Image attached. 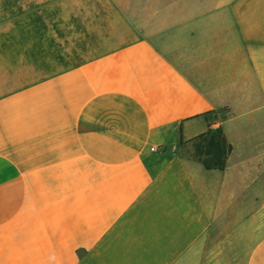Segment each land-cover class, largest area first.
Masks as SVG:
<instances>
[{
	"label": "crops",
	"instance_id": "1",
	"mask_svg": "<svg viewBox=\"0 0 264 264\" xmlns=\"http://www.w3.org/2000/svg\"><path fill=\"white\" fill-rule=\"evenodd\" d=\"M0 264H264V0H0Z\"/></svg>",
	"mask_w": 264,
	"mask_h": 264
},
{
	"label": "trees",
	"instance_id": "2",
	"mask_svg": "<svg viewBox=\"0 0 264 264\" xmlns=\"http://www.w3.org/2000/svg\"><path fill=\"white\" fill-rule=\"evenodd\" d=\"M194 158L207 169L223 170L226 167L232 145L226 139L222 128L208 129L194 140Z\"/></svg>",
	"mask_w": 264,
	"mask_h": 264
},
{
	"label": "rangeland",
	"instance_id": "3",
	"mask_svg": "<svg viewBox=\"0 0 264 264\" xmlns=\"http://www.w3.org/2000/svg\"><path fill=\"white\" fill-rule=\"evenodd\" d=\"M196 142L192 141L189 144L185 145V152H188L189 154H191L194 157V147H195Z\"/></svg>",
	"mask_w": 264,
	"mask_h": 264
},
{
	"label": "built area",
	"instance_id": "4",
	"mask_svg": "<svg viewBox=\"0 0 264 264\" xmlns=\"http://www.w3.org/2000/svg\"><path fill=\"white\" fill-rule=\"evenodd\" d=\"M155 150L157 151V150H159V148H156Z\"/></svg>",
	"mask_w": 264,
	"mask_h": 264
}]
</instances>
